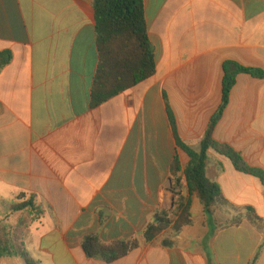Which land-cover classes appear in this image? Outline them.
Returning a JSON list of instances; mask_svg holds the SVG:
<instances>
[{
  "label": "crops",
  "instance_id": "1",
  "mask_svg": "<svg viewBox=\"0 0 264 264\" xmlns=\"http://www.w3.org/2000/svg\"><path fill=\"white\" fill-rule=\"evenodd\" d=\"M93 2L0 0V203L37 197L45 215L24 240L37 264H107L89 258L83 240L137 238L172 208L170 167L190 162L177 137L200 150L222 103L225 63L264 73V0H144L156 74L92 108ZM214 139L264 170V78L237 76ZM207 176L264 220L258 178L214 152ZM197 202L180 234L142 240L113 264H264V224H235L219 209L209 216Z\"/></svg>",
  "mask_w": 264,
  "mask_h": 264
},
{
  "label": "trees",
  "instance_id": "2",
  "mask_svg": "<svg viewBox=\"0 0 264 264\" xmlns=\"http://www.w3.org/2000/svg\"><path fill=\"white\" fill-rule=\"evenodd\" d=\"M93 7L99 63L91 91V107L98 108L153 78L156 62L148 35L144 0H94ZM224 71L222 103L210 121L200 150H193L177 137L179 148L188 155L190 162L183 170L180 160L175 158L170 167L172 208L157 211L144 232L134 239L104 243L97 235L87 236L82 242V248L89 258L113 264L138 249L142 240L151 242L168 229L174 235L180 234L192 222L193 199L201 204L209 216L219 209L233 214L235 224L246 219L259 227L263 226L264 220L254 208H240L232 204L225 198L221 188L207 176L209 152H214L228 159L236 171L258 178L264 186V170L251 167L231 146L214 139V131L229 105L237 76L249 74L255 78H264V73L231 62L225 63ZM172 126L175 129L173 119ZM183 176L187 180L186 188L182 184ZM184 188L187 190L186 195L183 194ZM3 205L11 214L19 215V218L13 226L7 223L8 220H0V259L19 258L25 264H37L26 250L24 240L30 228L45 215L43 207L33 194L19 195L16 202ZM175 217L177 220L173 223ZM171 243L170 239L164 241L166 246Z\"/></svg>",
  "mask_w": 264,
  "mask_h": 264
},
{
  "label": "rangeland",
  "instance_id": "3",
  "mask_svg": "<svg viewBox=\"0 0 264 264\" xmlns=\"http://www.w3.org/2000/svg\"><path fill=\"white\" fill-rule=\"evenodd\" d=\"M228 214H231V213H228ZM18 218H19V215L11 214L6 208V206L0 203V220H4V221L8 220L7 223L13 226L15 223H17Z\"/></svg>",
  "mask_w": 264,
  "mask_h": 264
}]
</instances>
